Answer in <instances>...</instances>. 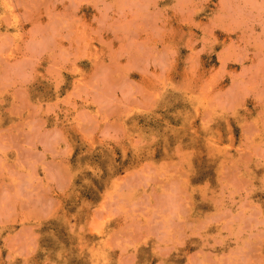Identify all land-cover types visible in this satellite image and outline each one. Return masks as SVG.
<instances>
[{
    "label": "rangeland",
    "instance_id": "1",
    "mask_svg": "<svg viewBox=\"0 0 264 264\" xmlns=\"http://www.w3.org/2000/svg\"><path fill=\"white\" fill-rule=\"evenodd\" d=\"M0 16V264H264V0Z\"/></svg>",
    "mask_w": 264,
    "mask_h": 264
},
{
    "label": "bare ground",
    "instance_id": "2",
    "mask_svg": "<svg viewBox=\"0 0 264 264\" xmlns=\"http://www.w3.org/2000/svg\"><path fill=\"white\" fill-rule=\"evenodd\" d=\"M0 17H1V16H0ZM12 22H13V21H12ZM190 129H191V128H190ZM210 140H211V139H210ZM206 143H207V142H206ZM191 148H192V147H191ZM207 149H208V148H207ZM192 152H193V151H192ZM199 152H200V151H199ZM203 152H204V151H203ZM203 152H202V153H203ZM73 246H74V244H73ZM92 247H93V246H92ZM69 249H70V248H69ZM55 251H56V250H55Z\"/></svg>",
    "mask_w": 264,
    "mask_h": 264
}]
</instances>
